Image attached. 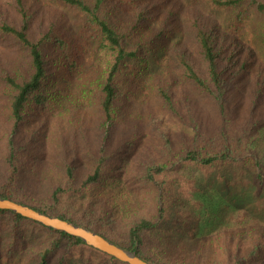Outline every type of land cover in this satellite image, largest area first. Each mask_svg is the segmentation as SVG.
<instances>
[{"label": "trees", "instance_id": "trees-1", "mask_svg": "<svg viewBox=\"0 0 264 264\" xmlns=\"http://www.w3.org/2000/svg\"><path fill=\"white\" fill-rule=\"evenodd\" d=\"M157 46L170 56L162 73ZM238 99L264 100V0H0V197L144 260L264 261V230L241 244L229 222L242 207L264 218V149L249 150L264 116L240 117L230 105ZM216 173L245 202L215 189L190 244H155V229L181 219L182 180ZM28 174L47 181L42 198L25 191ZM0 264L127 263L0 209Z\"/></svg>", "mask_w": 264, "mask_h": 264}, {"label": "rangeland", "instance_id": "rangeland-1", "mask_svg": "<svg viewBox=\"0 0 264 264\" xmlns=\"http://www.w3.org/2000/svg\"><path fill=\"white\" fill-rule=\"evenodd\" d=\"M182 1V0H180ZM177 23L180 25L178 29L184 31V22L182 20H177ZM248 36H250L248 34ZM181 33L176 29L175 39L167 40L168 47H172L174 40L180 39ZM246 41L244 38L242 42ZM162 47L157 46V50L154 51L155 55L153 58V67L157 72H165L167 70V65L170 59V56H165ZM233 106L234 111L240 117H247L250 112H257L261 117L264 116V100L260 102L258 108L253 105H247L246 100H236L235 103H230ZM201 118H204V115H201ZM215 118L214 113L209 110V117L206 118L210 122H212ZM163 128V126H160ZM165 129V127H164ZM29 129L27 127H23L18 131L17 139L20 143H26L27 135L29 133ZM264 149V132L257 130L254 132L251 137L250 143V152H256L257 150ZM25 180L22 181L23 187L25 191L31 196H35L37 198H42L47 192V181L42 175H30L24 177ZM202 176L197 178L196 182L189 181L184 179L182 180V188L184 186V191H187V203L183 206V211L181 215V219L176 221L174 225H161L159 228L155 229L152 232V238L155 244H190L192 242V237L198 234L200 231H203L207 226L203 223L204 216L208 211H210L214 204H211L209 199H214L215 202V189L217 190V194H221L224 196H229V193L223 190L221 186V181L219 179V175L213 174L210 180H204ZM196 188H199L195 190ZM195 190V191H194ZM241 187H237V191L235 192V196H238L240 199V203H244L245 201L241 198ZM234 195H230L232 198ZM209 198V199H208ZM232 201L228 205H232ZM230 224H236L241 228V244L246 243L248 241V236L255 235L260 231L264 230V218L256 217L255 215H249L248 211L245 207L241 209H237L234 212V216L229 220ZM174 227V228H173ZM165 246V245H164ZM168 248V247H166ZM251 264V263H247ZM264 264V261L262 262Z\"/></svg>", "mask_w": 264, "mask_h": 264}, {"label": "water", "instance_id": "water-1", "mask_svg": "<svg viewBox=\"0 0 264 264\" xmlns=\"http://www.w3.org/2000/svg\"><path fill=\"white\" fill-rule=\"evenodd\" d=\"M0 209L12 210L25 217L34 219L43 223L46 226L65 231L69 234L77 236L93 248L104 252L116 259L127 264H154L144 260L136 254V252L121 247L103 235L93 231L87 227L72 223L68 220L52 216L41 211H38L27 204L18 201L0 197Z\"/></svg>", "mask_w": 264, "mask_h": 264}]
</instances>
